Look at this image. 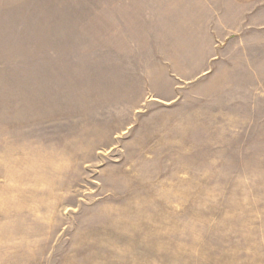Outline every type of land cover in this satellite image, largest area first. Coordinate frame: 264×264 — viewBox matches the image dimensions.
<instances>
[{
	"label": "rangeland",
	"instance_id": "374dc122",
	"mask_svg": "<svg viewBox=\"0 0 264 264\" xmlns=\"http://www.w3.org/2000/svg\"><path fill=\"white\" fill-rule=\"evenodd\" d=\"M0 264H264V0H0Z\"/></svg>",
	"mask_w": 264,
	"mask_h": 264
}]
</instances>
